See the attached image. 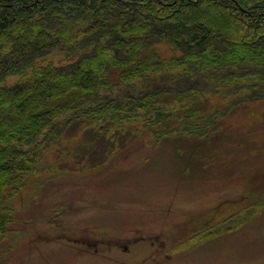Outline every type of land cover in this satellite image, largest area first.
<instances>
[{
  "label": "trees",
  "instance_id": "16d2710c",
  "mask_svg": "<svg viewBox=\"0 0 264 264\" xmlns=\"http://www.w3.org/2000/svg\"><path fill=\"white\" fill-rule=\"evenodd\" d=\"M57 53L64 64H36ZM11 76L19 80L5 85ZM257 102L264 0H0V245L71 128L90 127L95 146L135 134L126 121L159 141L201 139Z\"/></svg>",
  "mask_w": 264,
  "mask_h": 264
},
{
  "label": "rangeland",
  "instance_id": "374dc122",
  "mask_svg": "<svg viewBox=\"0 0 264 264\" xmlns=\"http://www.w3.org/2000/svg\"><path fill=\"white\" fill-rule=\"evenodd\" d=\"M51 62L65 60L36 64ZM124 125L135 134L117 145L95 146L79 124L47 151L45 184L23 193L0 264H264V102L233 110L208 138L159 141Z\"/></svg>",
  "mask_w": 264,
  "mask_h": 264
}]
</instances>
